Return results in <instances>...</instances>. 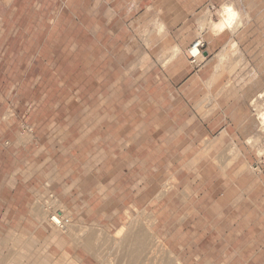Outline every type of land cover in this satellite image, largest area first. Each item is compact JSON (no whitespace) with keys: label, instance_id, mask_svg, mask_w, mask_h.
Instances as JSON below:
<instances>
[{"label":"rangeland","instance_id":"1","mask_svg":"<svg viewBox=\"0 0 264 264\" xmlns=\"http://www.w3.org/2000/svg\"><path fill=\"white\" fill-rule=\"evenodd\" d=\"M152 1L0 0V183L39 176L35 228L0 206V264H264V0Z\"/></svg>","mask_w":264,"mask_h":264},{"label":"crops","instance_id":"2","mask_svg":"<svg viewBox=\"0 0 264 264\" xmlns=\"http://www.w3.org/2000/svg\"><path fill=\"white\" fill-rule=\"evenodd\" d=\"M213 1L214 0H196L194 4L192 2H188L184 7H180L179 9H175L173 5H169V7L167 5L163 7V9L164 13H169L171 15V20H173L174 18L182 22L191 20L193 16L203 10V8L210 5L211 2L213 3ZM180 3H182V1ZM150 5L156 8L159 7V4L154 0ZM179 26L180 25L168 28V35H171L173 33V30L178 28ZM225 30L217 33V35L214 37V40H219V45L225 42V39L222 38V36L224 35L223 32ZM231 43H234L237 46V49L234 53L229 54V58H226L224 63L226 61H229L232 56L236 55L239 51L238 44L234 39H231L225 44L223 51ZM224 63L222 64V66H220L219 69V65L221 64L220 62L216 72L210 77V86H212L215 80H217L218 77L223 73ZM239 63L240 62L238 61L231 64L230 73H233L239 67ZM262 93H260V95ZM4 176L6 179L0 183V189L3 192V197H0V206H6V211L2 214L3 218H6L5 221H8L11 228H13L12 226L20 228H35V225L39 222L36 216L38 213V209L34 206L39 199V176H35V185H33L32 183L30 184L29 182L33 180L32 174H20L17 177L14 176L13 173L8 172Z\"/></svg>","mask_w":264,"mask_h":264},{"label":"bare ground","instance_id":"3","mask_svg":"<svg viewBox=\"0 0 264 264\" xmlns=\"http://www.w3.org/2000/svg\"><path fill=\"white\" fill-rule=\"evenodd\" d=\"M227 8H231L232 9V11L235 13V16H234V18H233V20H235V22H236V19L238 18V16H239V9H237L236 7H234V5H231L230 4V2H228V3H225V4H223V7L219 10V20L216 22V21H214V30L217 32V33H219V32H221V31H223V30H225V29H230V30H232V31H236L235 29H234V27H233V24H234V22H232V24L229 26V27H225V28H217L216 27V25H218V24H220L221 23V21L224 19V13H225V10L227 9ZM241 14V13H240ZM210 16V15H209ZM239 17H241V16H239ZM208 19H209V17L207 16L205 19H202V20H200V22H201V25H207L208 24ZM239 19V18H238ZM209 21H211V20H209ZM213 23L211 22V25H212ZM237 29V28H236ZM211 31H213V30H211ZM214 33V32H213ZM237 46L234 44V43H231L230 45H228V47L224 50V51H222L221 52V54H220V60H221V64L219 65V69H220V66H222V64L224 63V61L226 60V58H229V54H231V53H234L235 52V50L237 49L236 48ZM190 54L192 55H195L196 57H199L200 55H203L202 54V51L201 50H199V49H197V48H193V47H191V49H190ZM259 98H264V95H260L259 96ZM260 115L262 116V119H261V123H262V125H264V110L263 111H261V113H260ZM261 118V117H260ZM68 218V217H67ZM51 221H52V224L55 226V228H56V230H57V232L58 231H61L60 229H63L64 227H65V223L63 222V220H62V218L61 217H59V216H52L51 217ZM68 223H66V225H67ZM69 226V225H68ZM124 227V226H123ZM68 228V227H67ZM65 230V229H64ZM68 230V229H67ZM124 234V230H122L121 228L118 230V233H116V234H118L117 236H120L121 234ZM122 234V235H123ZM58 235V234H57ZM60 235V234H59ZM116 236V237H117ZM58 237H60V236H58ZM89 237V236H88ZM118 238H121V236L120 237H117L116 239L120 242V239H118ZM117 241V244L119 243ZM86 243V242H85ZM85 243H83L84 245H81V246H86L87 245V243H86V245H85ZM121 243V242H120ZM144 243H142L141 245H143ZM140 245V246H141ZM145 245V246H144ZM143 246L146 248L147 246H150L148 243H147V245L146 244H144ZM155 245V244H154ZM154 245H152L153 247H155L156 248V246H154ZM158 245V244H157ZM141 247V249H143L144 247ZM79 247V246H78ZM91 247V246H90ZM84 248V247H83ZM149 247H147L146 249L150 252V250L151 249H148ZM150 248H152L151 246H150ZM88 249V248H87ZM140 249V250H141ZM146 249H145V254L144 255H146L147 253H146ZM89 250V249H88ZM144 250V249H143ZM143 250L141 251V252H143ZM157 250H158V248H157ZM152 252V251H151ZM147 255H149V254H147ZM147 255H146V257H147ZM96 256H98L97 254H96ZM57 257V256H56ZM66 257V256H65ZM101 257V256H100ZM53 258V257H52ZM77 258H79V257H77ZM103 258V257H102ZM149 258H151V257H149ZM98 259H99V257H98ZM96 260V261H101V258H100V260ZM79 260L81 261V259L79 258ZM78 260V261H79ZM46 262H47V260H45ZM77 261V262H78ZM105 261V260H104ZM180 261V260H179ZM178 261V262H179ZM148 262V261H147ZM177 262V263H178ZM72 263V262H71ZM64 264H66V263H64ZM73 264V263H72ZM74 264H79V263H76V261H75V263ZM95 264H97V263H95ZM100 264H101V262H100ZM104 264H105V262H104ZM145 264V263H144ZM149 264V263H148ZM178 264H181L180 262L178 263Z\"/></svg>","mask_w":264,"mask_h":264},{"label":"clouds","instance_id":"4","mask_svg":"<svg viewBox=\"0 0 264 264\" xmlns=\"http://www.w3.org/2000/svg\"><path fill=\"white\" fill-rule=\"evenodd\" d=\"M234 16H235V13L232 11V9L227 8L224 13V19L221 21L220 24L216 25V27L217 28L229 27L233 22Z\"/></svg>","mask_w":264,"mask_h":264},{"label":"built area","instance_id":"5","mask_svg":"<svg viewBox=\"0 0 264 264\" xmlns=\"http://www.w3.org/2000/svg\"><path fill=\"white\" fill-rule=\"evenodd\" d=\"M193 48H197L199 50H203L204 48V42H202V40H196L193 45H192ZM192 57L195 59L197 58L195 55L192 54Z\"/></svg>","mask_w":264,"mask_h":264},{"label":"water","instance_id":"6","mask_svg":"<svg viewBox=\"0 0 264 264\" xmlns=\"http://www.w3.org/2000/svg\"><path fill=\"white\" fill-rule=\"evenodd\" d=\"M205 54L207 55V52Z\"/></svg>","mask_w":264,"mask_h":264}]
</instances>
